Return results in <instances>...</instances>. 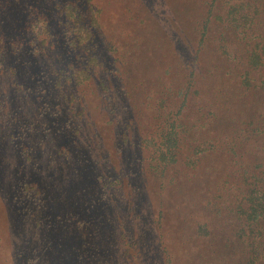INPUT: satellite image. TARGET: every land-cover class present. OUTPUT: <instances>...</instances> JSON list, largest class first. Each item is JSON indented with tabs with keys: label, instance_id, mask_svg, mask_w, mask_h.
Here are the masks:
<instances>
[{
	"label": "rangeland",
	"instance_id": "obj_1",
	"mask_svg": "<svg viewBox=\"0 0 264 264\" xmlns=\"http://www.w3.org/2000/svg\"><path fill=\"white\" fill-rule=\"evenodd\" d=\"M10 1L0 35L23 43L46 0ZM96 1L104 21L87 50L62 30L55 70L34 39L0 72V264H245L235 207L264 145V66L246 64L240 16L225 19L230 0ZM171 119L177 159L154 170L141 137ZM26 143L38 157L17 151ZM33 181L43 194L21 191Z\"/></svg>",
	"mask_w": 264,
	"mask_h": 264
},
{
	"label": "trees",
	"instance_id": "obj_2",
	"mask_svg": "<svg viewBox=\"0 0 264 264\" xmlns=\"http://www.w3.org/2000/svg\"><path fill=\"white\" fill-rule=\"evenodd\" d=\"M230 1L228 10L225 12V19L230 21L231 17L236 22L238 16H240V24L237 21V25L246 41H244V38L242 40L246 42L248 47L251 46V50L249 49L247 51L246 64L248 67L260 68L264 66V35H261V28L259 27L260 23L264 24V0H253V11L251 10V12L249 10L251 9L250 3L252 0ZM2 2L6 5L11 3L10 5L14 6V3L10 0H1ZM15 2L17 3L18 1L15 0ZM43 2L47 4V11L45 8L43 10L38 9V12L36 11L33 16H28L23 21V27L21 29L24 31L23 43L17 37L0 35V72L2 74H14V70L20 64H18L17 58L12 57L13 54L19 50H27L24 49V46L28 42L32 44L34 39L38 42L42 41L43 44H48L47 51L50 54H48L49 58L47 59L46 66L52 71L55 70L56 68L53 69L55 63H52V57L56 56L58 51L62 49L60 46L61 43L57 42V38L62 33V30L65 32V35L69 36L71 44H74L77 49L82 46L87 50V46L94 41L97 28L99 29L101 21H104L103 9L96 0H46ZM219 19L224 21L221 18ZM208 22L209 19L204 24V33L208 28ZM26 32L32 34V37L29 38ZM259 35H261V39H259ZM50 47L58 48L52 50ZM34 54L35 56L42 55L38 50H35ZM61 55L64 57L63 52H61ZM96 56L92 59H95ZM44 61L46 62V60ZM76 63L78 64L76 60L72 62L73 65ZM47 67L44 68L46 72L49 71ZM85 67L87 69L85 71L88 73L87 77L91 79L93 72L90 69V65L86 64ZM75 74L76 70L73 69L72 76ZM76 76L79 79L78 74ZM71 80L73 84H79L78 80L72 78ZM2 83L0 80V103L3 105H1L0 117L1 115L3 117H10L9 113L5 114L4 112L8 108L5 106L9 98L10 89L5 90ZM38 119L43 124L48 123L47 120L44 118L41 119L40 116ZM38 119L36 122H38ZM181 125H178L175 119H171L168 126L165 125L161 129L152 130L150 131L151 134H146V136L141 137L140 145H146V147H150L152 150L153 162L151 167L149 166L150 168L157 170L158 166L164 168L171 162L176 161ZM121 129L122 133H125L122 127ZM153 133L155 135H152ZM21 149L29 153L31 158H35L36 155L38 157V152H36L35 147L29 143H26L25 146L22 144L17 151L21 153ZM253 151L256 153L253 158V166L248 165L249 168H245L242 174H240V192L236 197L237 203L235 207L240 228L236 233L239 240L243 242V254L246 259L245 264H264V145L258 142ZM38 161L36 162L38 163ZM20 189L23 193L28 191L30 194L36 189L42 194L45 192L42 186L37 184V181L25 183L24 191L21 187ZM206 227L207 224L200 225V230L204 234L209 233ZM127 251L125 250V254L129 252ZM169 264H172V261Z\"/></svg>",
	"mask_w": 264,
	"mask_h": 264
}]
</instances>
